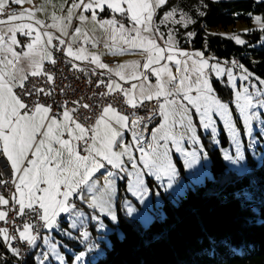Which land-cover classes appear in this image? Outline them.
Returning <instances> with one entry per match:
<instances>
[{
	"label": "snow or ice",
	"instance_id": "snow-or-ice-1",
	"mask_svg": "<svg viewBox=\"0 0 264 264\" xmlns=\"http://www.w3.org/2000/svg\"><path fill=\"white\" fill-rule=\"evenodd\" d=\"M23 2L25 0H0V16L6 17L0 19V156L6 158L11 167L15 188L10 198L0 195V206H9L8 210H0V221L7 222L9 211H14L17 217L31 213L43 222L40 226L51 229L57 225V217L62 213L69 216L75 214L77 217L83 215L76 210L72 200L74 197L83 200L85 191L92 194L88 206L115 221L117 217L111 200L120 173L129 177L128 190L141 200L148 194L143 179L144 170L160 181L161 187L171 188L179 173L170 156L169 141L182 154L185 167L191 168L199 159L197 151L187 152L183 149L180 143L183 135L178 139L175 132L179 126L185 133H190L187 138L191 143H199L191 122L189 105L200 115L204 128L212 126L213 136L216 129L208 113L215 106L236 145V157L225 151L224 159L233 163L243 159L228 105L211 95L213 90L205 71L214 70L218 76L227 71L231 80L232 70H225L219 64L210 65L202 52L180 50L171 29L165 39L160 25L169 22L191 23L183 15L179 20L174 19L177 9L173 7L164 12L157 24L155 18L158 10L166 6L168 0H73L67 7L66 15L51 14V23L35 17L37 11L45 10L43 6L34 5L32 9H24L19 13L6 11L12 4L20 5ZM27 2L31 3L32 0ZM75 9L80 11L74 12ZM96 9L101 12L110 10L112 15L108 19H99ZM85 12L91 15L87 16ZM74 18L79 24L69 31ZM255 19L264 29L261 18ZM89 22L94 25L91 30L86 28ZM52 30L58 32L59 36L54 35ZM18 32L28 37L30 42L22 46L17 39ZM158 39L164 40V44H159ZM55 40L63 47L55 45ZM236 42L244 43L238 37ZM100 44L112 55L139 49L144 60L109 67L101 61L102 53L89 52L85 47H97ZM20 47L26 50L17 51ZM54 51L63 52L66 57L72 58L67 61L71 67L85 74L88 69L81 68L73 59L94 65L93 75H105L104 72L97 73L96 69L106 70L108 79L96 82L97 87L106 89L98 94L100 97L118 93L124 98L123 103L133 109L142 107L144 101L154 100L151 116L140 117L135 113L126 115L109 103L98 105L99 110L94 119L86 116L82 122L77 118L78 110L83 108L92 111V105L82 100L71 101L73 107H69V102L65 101L59 113H54L50 105L39 100L31 104L24 102L15 89H24L29 76L43 75L47 83H54L53 75L43 70L45 61L56 63ZM23 61L28 62L27 68L23 67ZM238 67L243 69V65ZM251 76L252 73L244 69L241 78L247 80ZM150 77H155V84L150 82ZM120 81L125 84L129 81L139 83L125 87ZM260 84L264 85V80H260ZM54 90L34 87L23 94L29 97L33 94L37 97L41 94L51 96ZM240 98L238 93L237 100ZM243 99L244 103L237 106L244 114L247 125L251 117L246 114V109L251 105L252 97L245 95ZM260 103L264 106V101ZM156 115L162 118V122L153 129L151 141L145 143L146 121ZM89 120L92 122L88 123ZM125 130L131 133L132 140L129 142H125ZM134 152L140 153L139 158ZM129 164L133 171H128ZM101 170H104L103 173ZM97 173L104 177L103 187H97L94 179ZM165 179L166 186L163 183ZM2 183L5 181H0ZM237 196L251 198L247 191L237 192ZM124 207L129 215L135 212V208L127 201ZM92 219L98 220V217L93 216ZM72 226L75 227V224ZM99 226L103 227V224ZM36 228L37 225L25 221L17 229L19 239L27 241L29 245L35 244L37 236L33 230ZM81 236L87 240L89 233L83 231ZM0 237L5 241L16 239L9 235L7 228L2 227ZM44 243H49L47 236L44 237ZM49 247L55 253L56 246ZM10 250L18 255L17 249ZM83 256L82 252L75 259L81 261ZM56 258L63 264V257Z\"/></svg>",
	"mask_w": 264,
	"mask_h": 264
},
{
	"label": "trees",
	"instance_id": "trees-1",
	"mask_svg": "<svg viewBox=\"0 0 264 264\" xmlns=\"http://www.w3.org/2000/svg\"><path fill=\"white\" fill-rule=\"evenodd\" d=\"M173 7L177 9L174 19L183 15L191 23L169 22L160 25V31L171 29L183 48L228 64L237 61L264 80V29L240 34L243 44L225 35L229 28L250 24L254 17L264 22V0H168L158 10L157 24ZM213 85L218 93L224 90L218 82ZM219 136L225 147L224 132ZM206 137L212 178L189 188L175 202L163 196V216H155L147 226L127 218L118 207L119 234L107 235L104 256L91 264H264V155L259 162L248 160L249 172L239 175L227 169L220 150L209 148ZM242 181L248 183L244 191L250 199L237 196L241 190L233 191ZM123 189L120 182L119 195ZM24 264H35L31 252Z\"/></svg>",
	"mask_w": 264,
	"mask_h": 264
},
{
	"label": "rangeland",
	"instance_id": "rangeland-1",
	"mask_svg": "<svg viewBox=\"0 0 264 264\" xmlns=\"http://www.w3.org/2000/svg\"><path fill=\"white\" fill-rule=\"evenodd\" d=\"M84 14L90 16V14L86 12ZM111 15L112 13L107 12L106 14L103 11L98 14V18L108 19ZM255 18L256 17H254L250 24H236L234 27L229 28L226 34H224L228 37L230 36L236 42V38H239L240 34L252 30H261L260 25L256 22ZM73 21H75L74 27L79 24L77 19L74 18ZM123 22L127 24L126 20ZM260 23H264L262 19L260 20ZM93 27L94 25L91 22L86 25L88 30H91ZM203 57L208 59L210 65L219 64V66L225 70H232L233 78L231 80L228 77L227 71L219 76L214 70L206 69L205 71L212 86L213 91L211 95L221 103L228 105V113L230 114L231 122L238 133V141L241 152L243 153V159L237 163L224 159L225 151L233 158L236 157V145L231 138L230 132L224 125V120L217 113L215 106H212L208 113V116L214 122V127L216 129L215 136H213L212 126L204 128L201 123L200 115L196 112L195 108H192L189 105L191 122L195 128V135L198 138L199 143H191L187 138L190 133H185V130L179 126L175 129V132L177 133L178 139H180L181 134L183 135V139H180V143L185 151H197L199 157L197 163L191 168L185 167L182 154L178 152L171 141H169L168 147L170 156L179 175L172 187L166 188L161 187V182L157 181L154 176L148 175L147 170H145L143 173V179L145 186L148 188V194L143 200L137 198L128 190L129 177L125 173H120V176L116 179L115 195L111 200V206L115 211L117 219V209L119 207V210L127 218L138 221L143 226H147L155 216H163L161 208L163 196H167L169 200L173 199V202H175L179 197H183L189 188H194L203 184L206 180H210L212 175L210 173L209 160L206 156L207 153L204 145L205 136H208L206 137V141L208 142L209 148H218L220 150L227 169L236 171L239 175L249 172L251 167L247 164L248 160H251V163L259 162L264 155V106L260 103V101H264V94H262L264 93V85L260 84V80H263V78L256 72L245 67H243V69H236L231 67L227 62L217 61L210 55L203 54ZM244 69L252 73V76L247 80L241 78L244 75ZM213 82H218L220 89L224 90L221 93H218ZM245 89H247V93H245ZM238 93L241 96L239 100H237ZM245 95H251L252 97V103L246 109V114L251 117L247 125L245 123L244 114L241 113L240 108L237 106L238 104L244 103L243 97ZM205 122H207V118ZM221 131L224 132L227 140V145L225 147L221 144L219 136ZM135 156L139 158L140 153L136 152ZM127 167L128 171H133L130 164L127 165ZM102 171L101 173H103ZM101 173H97L94 176L97 187H103L104 184V177ZM120 182L124 184V189L122 190L121 195H119L118 191ZM163 183L166 186L167 180L165 179ZM247 188L248 183L242 181L235 185L234 189L237 190L233 191H244V189ZM97 195L99 194L97 193ZM91 196V193L85 191L83 200L76 197L72 200L76 206V210L83 213L82 216L77 217L75 214L69 216L67 213H62L57 217V225L51 229L44 228L41 239L36 240L30 250L35 264H41V262H43V264H61V261L56 258L57 256L63 257V264H91L104 256L105 250L108 247L107 235L112 232L119 234L118 228L116 227L117 219L113 221L109 216L100 212L98 209L90 208L88 204L91 200ZM125 201L135 208V212L131 215L127 213V210L124 207ZM93 216L98 217V220H93ZM101 223L103 224V227L99 226ZM73 224H75V227L72 226ZM83 231L89 233L87 240H83V237L81 236V232ZM45 236L48 237V244L44 243ZM82 240L83 242H81ZM49 245L56 246L55 253L51 251ZM9 251H11L10 248ZM82 252L84 253L82 260L77 261L75 259L76 256L80 255Z\"/></svg>",
	"mask_w": 264,
	"mask_h": 264
},
{
	"label": "built area",
	"instance_id": "built-area-1",
	"mask_svg": "<svg viewBox=\"0 0 264 264\" xmlns=\"http://www.w3.org/2000/svg\"><path fill=\"white\" fill-rule=\"evenodd\" d=\"M6 11H15L18 13L16 7H10L6 9ZM1 18H6L4 16H0ZM74 22H72L71 30L74 27ZM48 23V22H46ZM66 39V38H64ZM53 43L59 47L58 40L53 41ZM91 47H89L90 49ZM54 59L56 60L55 64L47 63L43 66V70L47 73H50L54 77V83L49 84L46 82V76H29L25 81L24 89L16 88L15 91L24 102L31 104L34 101L39 100L40 103L45 105H50L52 107V111L54 113H59L62 111L61 105L64 104L65 101H68L69 107H73L71 101L82 100L83 103H88L92 105V111H88L86 109L80 108L77 113V118L84 122V118L92 117L94 119L96 112H98V105L100 104H112L116 107L120 112L131 115L135 113L136 116L140 117H149L153 111L155 106V101H145L142 107L131 108L128 105L123 103V97L114 93L112 95H108L106 97H100L98 94L100 92L106 91V89L101 86L97 87L98 80H107L108 75H93L92 69L93 67L88 65H80L81 68H87L88 73L78 71L71 67V64L67 61L68 57L65 56L63 52L54 51L53 52ZM233 68H238V62L234 61L230 64ZM97 73H101L96 69ZM45 88L46 90L55 89L51 96H45L41 94L37 97L33 94L31 97L24 95L23 93L27 90H31L33 88ZM63 89V91H61ZM160 116H153L151 119L147 120V128L144 130V138L145 143L150 142L149 131L156 123L160 120ZM91 123L92 121H87ZM131 134V133H130ZM0 181H5V183L0 184V195H3L5 198H10L12 193L15 191L14 185L12 183V171L10 165L6 158L0 156ZM9 206H0V210H8ZM25 221H30L33 224L37 225V228L33 230V234L37 236L36 240L41 239V235L43 233L44 228L42 225V221L37 220L31 213L23 217H17L14 211H9L8 220L0 221V227L7 228L10 236H15L16 239H12L10 241H5L3 237H0V258L2 259L1 264H22V261L25 258V255L30 254V250L32 245H29L27 241H21L18 237V228H21ZM9 248H15L18 250V255L13 254L12 251H9Z\"/></svg>",
	"mask_w": 264,
	"mask_h": 264
},
{
	"label": "crops",
	"instance_id": "crops-1",
	"mask_svg": "<svg viewBox=\"0 0 264 264\" xmlns=\"http://www.w3.org/2000/svg\"><path fill=\"white\" fill-rule=\"evenodd\" d=\"M72 2H73V0H32V2L29 3V2H27V0H25V2H23L20 5L12 4L11 6L12 7H16L17 10H18V13L21 12V11H23L24 9H32L34 5L37 6V7L43 6V8L45 10L42 11V12L37 11L35 13V17L38 18V19H40V20H42V21L51 23V20L49 19V17L51 16V14L54 12L57 16L66 15L67 14V7ZM79 11L80 10H78V9H75L74 10V12H77V13ZM96 12H97V15H98L101 11H100V9H96ZM107 12H110V10H105L104 11V13H106V14H107ZM86 13H88V14L91 15L90 12H86ZM0 19H2V18L0 17ZM4 19H6V18H4ZM25 22H27V21H25ZM72 30H71V27H70L69 31H72ZM52 31H53L54 35L59 36V33L58 32H56L55 30H52ZM164 33H165V39H166L167 38L168 31L167 32H164ZM61 38H65V37H61ZM17 39L21 42V45L22 46L23 45H26L28 42H30L28 37L23 36L19 32L17 33ZM175 41H176V46L180 50L186 51L188 53L202 52V51H199V50H192V49L183 48L182 46H180L178 44V42L176 40V37H175ZM157 42L159 44H161V45L164 44V40H159L158 39ZM85 47L88 48L89 52L97 53V54H101L102 53V55H101V61L103 63L108 64L109 67H116L119 64H128V63H131V62H134V61L135 62H142L144 60V56L142 55L141 50H139V49L132 50V51H130L128 53H124V54L112 55V54L108 53L107 49L104 48L103 44H100L97 47H92L91 45H86ZM89 47H91V48L89 49ZM16 50L17 51H22V50H26V49H23V47H20V48H17ZM68 58L69 59H72L70 57H68ZM73 62L76 63V64H80V65H88V66H91L93 68L95 67L94 65L89 64L87 61H78V60H74L73 59ZM47 63H49V62L48 61H45L44 62V65L47 64ZM27 64H28L27 61H23L22 62V65L25 68H27ZM97 70H99L100 72H104L105 75H107L106 74V70H102V69H97ZM150 82L152 84H155V77H150ZM120 83L125 84L124 81H120ZM131 83H139V82L138 81H129L128 83L125 84V87H129ZM161 122H162V118H160L159 121H157L156 123H154V125L150 129V131H149L150 141H151V138H152L151 135H152L153 129L158 128ZM124 135H125V142H129V141L132 140V136H131L130 132H128L127 130H125ZM134 153L136 155V152H134ZM125 160H126V158H125ZM140 168H143V166L141 165ZM119 176H120V174H119ZM171 201L173 202V199Z\"/></svg>",
	"mask_w": 264,
	"mask_h": 264
},
{
	"label": "bare ground",
	"instance_id": "bare-ground-1",
	"mask_svg": "<svg viewBox=\"0 0 264 264\" xmlns=\"http://www.w3.org/2000/svg\"><path fill=\"white\" fill-rule=\"evenodd\" d=\"M27 257H28V255H25V258H24V260L22 261V264H24V262L26 261Z\"/></svg>",
	"mask_w": 264,
	"mask_h": 264
}]
</instances>
